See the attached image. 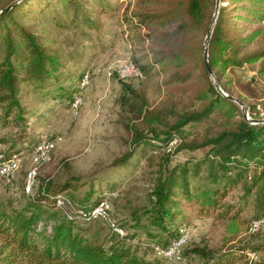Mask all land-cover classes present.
I'll return each mask as SVG.
<instances>
[{"label":"trees","instance_id":"obj_1","mask_svg":"<svg viewBox=\"0 0 264 264\" xmlns=\"http://www.w3.org/2000/svg\"><path fill=\"white\" fill-rule=\"evenodd\" d=\"M14 1L1 0L0 10ZM141 1L139 17L163 47L153 64L142 69L135 65L143 75V71L159 67L166 74V99H180L188 105L172 103V107L149 113L145 132L131 128V149L119 163H126L139 149L165 155L174 139L175 148H180L201 130L214 131L189 146L192 150L207 147L202 158L174 166L158 179L152 191L146 215L151 225L165 234L159 241V234H149L152 240L143 246L154 258H146L133 247V236L119 237L110 230V237L101 241L98 234L82 227L90 223L66 217L56 207V198L70 200L67 192L76 184L67 181L45 184L21 209L0 205V264H161L165 260L154 255L152 246L164 247L177 239L180 228L192 217H212L227 222L232 229L247 224L250 228L253 222L264 219V124L246 122L240 106L223 96L245 103L242 92L248 88L235 74L243 66L258 64L257 73L264 76V0H219L207 48L212 76L205 69L202 54L215 0ZM117 2L17 0L0 15V127L27 122L28 112L21 102L26 94L44 91L59 81L62 54L51 47L55 40L34 32L33 25L48 24L57 33L85 28L93 31L98 29L90 18L95 15L93 9L111 15ZM121 88L124 93L131 91L124 83ZM77 89L63 88L61 95L72 104ZM259 105L264 111V94ZM248 116L251 120L260 118L252 111ZM204 170V184L195 185L193 179ZM238 189L241 192L236 194ZM92 196L90 191L86 206L79 208L88 209L104 199L101 194ZM251 206L254 217L242 218ZM256 252H264V241L232 247L211 258L209 264H236Z\"/></svg>","mask_w":264,"mask_h":264},{"label":"rangeland","instance_id":"obj_2","mask_svg":"<svg viewBox=\"0 0 264 264\" xmlns=\"http://www.w3.org/2000/svg\"><path fill=\"white\" fill-rule=\"evenodd\" d=\"M113 4L111 15H102L93 9L95 15L90 18L98 27L93 31L85 28L57 33L48 24L36 22L33 25L34 32L55 40L51 47L60 50L64 65L56 85L44 91H30L21 101L28 112L27 122L0 127V142L20 160L9 182L0 177V205L8 210L21 209L45 184L70 181L76 184L74 190L67 192L74 207L86 206V195L90 191L92 199L103 195L111 220L134 237L133 247H137L140 254L153 259L152 252L145 250L143 244L152 240L149 234H159L158 241L165 234L156 230L146 215L152 191L158 179L174 166L202 158L207 147L192 150L189 146L214 131L201 130L183 141L180 148H175L177 143L168 148L165 155L139 149L126 163H119L131 149V128L145 132L148 128L145 117L149 113L172 107V103L182 107L188 102L166 99V74L159 67L143 71L144 78L121 80L117 77L116 68L123 63L132 62L140 69L153 64L163 46L139 17L141 0H118ZM257 69L258 64L243 66L235 74L248 88L242 92L247 115L252 111L259 114L258 120H261L264 111L259 104L264 94V76H259ZM85 74L89 75L88 84L81 88ZM122 83L131 91L124 93ZM63 88H79L75 99L79 98L81 103L77 108L72 107L71 99L61 95ZM21 132L24 133L18 137ZM42 137L55 141V149L50 159L38 168L27 192L26 178L34 165V146ZM204 177L205 170L193 183L203 185ZM240 192L238 189L236 194ZM254 214L255 208L251 206L242 218L251 220ZM82 227L89 228L91 234H98L101 241L111 234L100 222L82 224ZM183 228L188 230L190 239L182 248V261L161 260V264H209L211 258L232 247L264 241V222L254 231L248 224L232 229L227 222L212 217H192L180 230ZM236 264H264V252H256L253 258L238 260Z\"/></svg>","mask_w":264,"mask_h":264},{"label":"built area","instance_id":"obj_3","mask_svg":"<svg viewBox=\"0 0 264 264\" xmlns=\"http://www.w3.org/2000/svg\"><path fill=\"white\" fill-rule=\"evenodd\" d=\"M116 75L121 80L129 78H144L143 73L132 62L123 63L116 68ZM89 75L85 74L80 82V87L83 88L88 84ZM81 103L79 98L75 99L72 103V107L77 108ZM177 143L174 139L170 142L168 148L170 149ZM55 149V141L48 140L42 137L34 146L33 150V167L29 170L26 178V191L30 190L34 179L37 175L38 168L46 163ZM20 160L16 155H11L5 143L0 142V177L9 182L18 170ZM56 207L68 218H75L79 222L92 223L100 222L104 224L109 230L117 234L119 237L126 235L123 228L113 222L109 215V205L104 198L99 201L93 207L88 209L76 208L72 205L70 200L64 196H58L56 198ZM264 222V219L255 221L251 224V230H257L260 224ZM50 230V228H49ZM190 236L188 230L183 228L180 230L177 239L171 241L167 246L153 245V253L155 256L164 259L166 262L182 261V248L189 242ZM146 244H143L145 246ZM255 253L250 254V258H253Z\"/></svg>","mask_w":264,"mask_h":264},{"label":"water","instance_id":"obj_4","mask_svg":"<svg viewBox=\"0 0 264 264\" xmlns=\"http://www.w3.org/2000/svg\"><path fill=\"white\" fill-rule=\"evenodd\" d=\"M16 2H17V0L14 1L13 3L9 4L8 6H6L4 9L0 10V15L4 14L5 12H7ZM218 6H219V0H215V12H214V16H213V18L211 20V23H210V25H209V27L207 29V32H206V35H205V39H204V43H203V54H202L203 63H204L205 69L207 70V72H208V74L210 76H212V73H211V71L209 69V66H208V61H207V52H208V49L207 48H208L209 40L211 38V34H212V30H213V25H214V22H215V19H216ZM213 83H214L215 88L218 91H220V89L217 86V84L214 81H213ZM223 96L226 97V98L232 99L236 104H238L241 107L242 114H243V117H244V119H245L246 122H249L251 125L264 124V119H261V120H251L248 117V115H247L246 108H245V105L244 104L240 103L238 100H235L233 98L228 97L225 94H223Z\"/></svg>","mask_w":264,"mask_h":264}]
</instances>
